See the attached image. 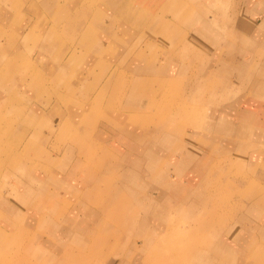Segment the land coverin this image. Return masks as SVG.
<instances>
[{"label":"rangeland","instance_id":"1","mask_svg":"<svg viewBox=\"0 0 264 264\" xmlns=\"http://www.w3.org/2000/svg\"><path fill=\"white\" fill-rule=\"evenodd\" d=\"M116 1L88 3L113 15ZM209 1L130 0L126 7L143 16L141 25L125 19L123 26H105L108 33H90L105 45L95 60L84 52L86 38L71 40L54 16L70 0H42L46 6L0 0V264L84 263L70 262L67 248H79L85 264H234L232 257H218L233 255L236 246L218 239L231 226V237L238 236L243 201L251 193L264 195L256 168L232 164L245 160L236 149L240 141L223 136L220 149L212 151L220 175L231 169L218 186L220 197L209 189L200 204L185 194L182 206L197 202L202 211L183 216L179 205L171 213L182 190L199 185L192 181V161H186L194 147L213 143L216 133L205 130L211 108L238 106L264 90V70L254 66L263 57L257 46L242 47L238 27L243 16L257 23L264 0H245L246 8L241 0H221L217 7ZM198 8L205 9L209 27L198 21ZM154 15L171 21L172 31L152 23ZM151 24L155 29L145 33ZM54 25L58 34L50 39L46 32ZM162 59L178 61L182 75L166 80ZM243 60L251 66H242ZM150 64L152 73L144 72ZM61 73L63 79L57 78ZM194 76L202 82L199 93L182 84ZM184 177L185 183L178 180ZM116 196L126 197L119 209ZM113 205L119 216L110 219ZM154 205L165 217L157 219L162 213L151 212Z\"/></svg>","mask_w":264,"mask_h":264},{"label":"crops","instance_id":"2","mask_svg":"<svg viewBox=\"0 0 264 264\" xmlns=\"http://www.w3.org/2000/svg\"><path fill=\"white\" fill-rule=\"evenodd\" d=\"M39 1L42 2V0H39ZM80 1L70 0V5H68L65 8L61 7L59 12L55 13L54 16L55 18L58 19V22H60L61 27L64 30H66V33L68 34L71 40H76L78 36H81L82 38H86L85 42L87 44L85 43L86 51L84 52L88 56L93 55L95 60H97L100 53H102L105 50V45L104 43H101L100 41L96 42L95 40H92L93 37L89 34L94 31L98 32L100 30L104 33H108L104 31L105 26H109V29L114 28L117 25L118 26L122 25L125 19L117 20V19H113L114 17L112 18V16L109 18L108 16L112 14L106 15V14H102L99 12L98 8L100 4H96L92 9L89 7L90 5L88 3V0L86 1L83 0L81 2ZM212 1H213L214 6L216 7L221 2V0H212ZM212 1L210 0L209 3L212 4ZM181 2L182 1H179V3ZM240 2H241V5H243L244 8H246V6L244 5L246 3L245 0H241ZM42 4L45 5V3L43 2ZM166 4L164 6H166ZM34 5H36L38 8L40 7V3L37 1H34ZM59 6L60 5H58V7ZM168 10L171 11V15H173L174 13L172 11L173 9L171 7H168ZM187 10H189V6L188 8L186 7L185 12ZM198 10L199 12H202V14L200 13V16L202 18L200 17L201 20H198V21L201 24H204L205 27H209L210 25L208 23H210L211 21L209 22L208 20L204 18L203 12L205 11V9L198 8ZM193 13H195V10L193 11ZM114 14L115 13L113 12V15ZM241 15L243 16V14ZM174 17L180 18L181 13L177 12ZM257 17H258L257 23L254 22L255 25L254 23H252L253 25H251L250 22L247 21L248 19L246 18V16L240 17L241 20L239 19L240 24H238V27H240L239 29L241 31V34L239 35H240L242 47L245 46L246 48L248 46L249 47L253 46L254 48H256L257 46L258 58L263 57L264 59V46H263L264 44V15L259 14ZM160 18L161 17L154 15L151 18V22L153 23L154 21H160L157 23L159 24L158 27H160L161 25L162 30L172 31L170 29L171 27H173V25L171 24V21H168L167 19H160ZM142 19H143V16L141 15L140 19L131 20L130 22L127 20V22H129L130 26L137 28L138 27L137 23L140 22L139 25H141L143 21ZM112 20H115L116 22ZM131 22H134L135 26ZM146 23H149V19L146 21ZM56 26L57 25H54L46 32V36H48L50 39H53V37L56 36V34H58V29ZM26 27L27 26H25V28ZM152 29H155L154 24H151L150 27H146L145 33H147L148 31H152ZM26 30L28 31V29ZM240 31L238 30V33H240ZM23 34H26V31H23ZM249 37L251 39V42L248 41ZM230 49H233V48H230ZM245 52H246V49H243L242 53H245ZM263 59L259 63V66L258 64L254 65V66H257L256 70H261V69L264 70V60ZM163 60L164 59H162L161 64H159L161 65L160 66L161 70L159 71L166 73L165 74L166 76L164 75L166 77V80H167V75H172V76L182 75V68L180 64L178 63V61H175V60L166 61L165 63ZM242 66H251V63H244V60H243ZM62 67L63 65L61 62V65H59V68L57 69L62 70L63 69ZM142 68H143L142 70H144V72H147V73H152L148 71L154 70L152 64L148 66L144 65ZM65 69H66V66H65ZM138 70L140 69L138 68ZM57 78L62 79L63 78L62 73L57 74ZM247 78L249 79V75L247 76ZM85 82H87V80H85ZM201 83L202 82L200 81V79H198V77L196 76H194L190 81L182 82V84L185 85V88H190V86H193V87L196 86L195 91L197 93H199L197 86L200 85ZM263 92L257 97L256 96L248 97L245 103H242L238 106L237 105L231 106V107L224 106L222 108H219V110H223V111H219L217 107H214L215 109L211 108L210 113L208 114V119L211 122L209 123V125L207 126L205 130L208 133L211 131L216 133V135H213V138L210 137L213 143L211 142L212 144L210 147H204V146H201L202 144H200L198 145L199 147L193 148L192 154L188 153V158L186 162L187 164H189L192 161V164L190 163L191 165H193L192 174L196 178L192 180L193 178L192 176L189 181L186 180V177L178 179L183 183H185L186 181L188 183H192L193 181L194 183H199V185H197V188L195 190L191 189L190 192H188V190L183 189L182 192L178 195L179 197L178 201L180 202H177L176 205L171 203L173 206L171 208L172 210L171 213L178 210V207H180L179 205L182 206L181 199H183L182 196L185 194H187V196H189L190 198L199 199L200 204H202V202H205V200L209 198V195H210L209 189H211L213 192L212 193L213 198H217L218 196L220 197L221 190L218 189V186L223 187V185L220 184V181L221 180L225 181L229 179L228 176L231 173L230 172L231 169H227L225 171L226 175H223V174L220 175V173H223L222 172L223 170L221 168L217 170V165L221 163L217 157L213 158L212 151L214 150V148L220 149V147L222 146L221 144L225 142V139L223 136H230L231 138H235L237 141H240L239 144L241 146L240 145L237 146L236 149H239L240 151L239 153L244 154L243 156L245 157V160L241 161V160L235 159L234 161L232 159V164L240 163L242 168L246 167L247 170L250 168H256L257 172L261 173L260 175L264 177V153L260 151L261 148L264 146V93ZM197 95L198 94H195V97ZM195 97L193 99H195ZM134 101L135 100H133V102ZM231 109H234V112L229 114ZM179 113H181V110L179 111ZM163 134H164L163 136H165V132ZM194 134L197 135L198 138H201L200 134H196V133ZM147 135H151V133L149 132L147 133ZM167 136L169 137L168 133H167ZM169 141L170 139L168 141L166 140L167 143H169ZM164 142L165 140H161V143H164ZM226 152L227 153L230 152V149ZM207 158H209V160ZM163 176L164 175H162V178H164ZM165 177H166V174H165ZM173 180H177V179H173ZM189 187H190V184H189ZM203 188H206L204 193H203ZM198 189H200V192L195 194L196 193L195 191ZM226 193L229 194L228 190H226ZM229 195H226V197ZM242 196L244 198V193ZM248 196H249L247 197L248 199L246 201H243L244 203L246 202L245 203L246 210L245 212H242L243 214L242 216L239 217L238 224H237L242 227L243 231L240 234H238V236L236 234L235 237H233V235L231 237V232H233V228L236 227V226H231V229H229V231L227 232L223 240L225 241V243H229L230 245L236 246V248L234 247L235 253L232 255L234 264H238V263L248 264V262L249 264H264V242H262V237L264 238V195H262L260 192H256V193H251ZM200 198H203V199H200ZM168 203L170 204V200H168ZM227 204L228 202L226 203V205ZM190 205L192 204L190 203L186 207L182 206L181 208L183 209H181V212H179L180 210L177 212H179L180 214H183L184 216L185 214H188L191 212L202 211L200 208L201 205L197 206V202L195 203L196 206L192 205V209H188ZM154 206H151L152 210L150 209V211L154 212L156 210L157 212H159L161 208L158 206H155L154 208ZM160 211L161 213L164 212V210H160ZM153 214L154 213H151L152 216ZM163 214L164 213H162L161 215L158 214L157 219L158 218L162 219L163 217H165ZM251 230L252 231L257 230V233H256L257 235L256 234L251 235L250 233H253V232H250ZM259 232H262L261 235L258 234ZM254 253H256L255 257H253Z\"/></svg>","mask_w":264,"mask_h":264},{"label":"bare ground","instance_id":"3","mask_svg":"<svg viewBox=\"0 0 264 264\" xmlns=\"http://www.w3.org/2000/svg\"><path fill=\"white\" fill-rule=\"evenodd\" d=\"M46 1H49V0H45V1L43 0V2H46ZM129 1L130 0H128V1L127 0L126 1L125 0H118L115 3H113L112 4V7L115 8V11H114L115 15L118 18H120V19H122V18L123 19H127V20L129 19L128 20L129 22L131 20L140 19L141 15H138L135 12H133V7H131V5L128 4L129 5V8L126 7V5H127V3ZM62 13H60V14H62ZM115 15H114L115 19L119 20ZM112 18H113V15H112ZM112 21H114V20H112ZM178 113H179V111H178ZM64 128H65V126H64ZM125 198L126 197H124V196H116L115 197V203H114V205L116 204L117 207H118V209H119V207L122 206L123 203L126 201ZM114 205L109 209V211H108L109 214H107L108 217H110V216L118 217L119 216V212H118L119 210L117 208H115ZM104 207H105V203L102 204V208H104ZM110 219H111V217H110ZM118 222H119V218L117 219V223ZM80 228H81V230H84V226L83 227H80ZM76 233H80V232H76ZM183 233H184V231H183ZM218 240L219 241H222L223 239H218ZM223 242H224V240H223ZM226 245L229 246L230 244L227 243ZM224 247H226V246H224ZM79 250H80L79 248H75V249H73V248H67V250H66L65 253L67 254V256H68L67 258H68V260H70V262H75V261L79 262L80 261V262H84L83 264H85V262H88V259L87 258H83L82 259L81 256L79 255L80 254L79 253ZM208 252L211 253V254L217 255L215 251L213 253V249L212 250H209ZM224 257H232V254H224V255H221L218 258L221 260ZM228 260H231V259L225 258L224 261H228ZM143 263L146 264V262H143Z\"/></svg>","mask_w":264,"mask_h":264}]
</instances>
